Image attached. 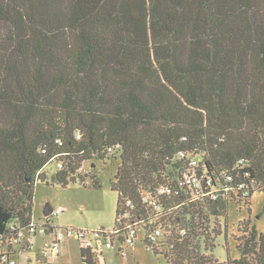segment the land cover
I'll use <instances>...</instances> for the list:
<instances>
[{
  "label": "trees",
  "instance_id": "trees-1",
  "mask_svg": "<svg viewBox=\"0 0 264 264\" xmlns=\"http://www.w3.org/2000/svg\"><path fill=\"white\" fill-rule=\"evenodd\" d=\"M180 149L201 153L220 190L163 202L176 235L168 261L216 264L228 207L250 210L264 189V0H0V238L32 221L51 160L62 163L54 181L94 187L95 161L117 160L118 214L175 175ZM242 223L240 258L227 264H264V232Z\"/></svg>",
  "mask_w": 264,
  "mask_h": 264
},
{
  "label": "built area",
  "instance_id": "built-area-1",
  "mask_svg": "<svg viewBox=\"0 0 264 264\" xmlns=\"http://www.w3.org/2000/svg\"><path fill=\"white\" fill-rule=\"evenodd\" d=\"M77 137H81L80 132ZM57 142L62 144L60 139H57ZM111 151L112 148L109 149V153ZM201 160L200 152L178 150L170 160L175 175L168 182L150 190L141 191L138 196L124 198L118 214L116 213L115 225L111 228L90 229L56 225L53 217L64 212L62 207L53 208L43 222H35L32 219L23 228L15 229L13 225L10 226L15 229L11 237L0 238V264H20L19 255L14 246L24 244L23 242L29 245L37 235L53 236L51 242L46 241L43 246L42 264H53L49 258L60 255L61 243L69 237L76 238L80 249L87 250L94 256L102 254L105 248H115L117 254L130 256L138 241L152 250L166 253L173 247L170 241L176 236L171 231L170 218L166 216L167 212L163 204L166 198L183 196L187 202L199 203L207 197L216 199L218 196L217 191L220 188L211 184L212 179L206 172L200 173ZM58 167L61 168L62 163H58ZM84 170L82 168L80 171ZM227 180L232 181L233 175H227ZM239 186L242 188L244 184L240 183ZM177 231L180 236L187 234L185 226L178 225Z\"/></svg>",
  "mask_w": 264,
  "mask_h": 264
},
{
  "label": "rangeland",
  "instance_id": "rangeland-1",
  "mask_svg": "<svg viewBox=\"0 0 264 264\" xmlns=\"http://www.w3.org/2000/svg\"><path fill=\"white\" fill-rule=\"evenodd\" d=\"M96 162V170L101 187L87 185L81 180H70L67 185L54 181L53 176L58 170L57 160H51L42 169L41 180H37L33 199V220L43 222L46 218L47 205L53 208L62 207L64 212L53 217L56 225H68L75 228H111L115 225L116 210L118 206V192L111 187L110 179L114 177L118 163L117 160H108L107 164ZM91 165V162L88 163ZM86 165L87 168L89 166ZM93 172V170H90ZM248 207L237 209L234 204L228 207V228L226 235L223 233L216 238L215 248L211 255L217 259L216 264H227L229 258L240 256V245L244 241L243 220L250 219L259 232H264V189L258 187L250 199ZM217 218L221 227L224 225L223 217ZM213 225V224H212ZM53 236L38 235L34 238L35 250L33 251L32 264L37 263L36 252L42 255L45 242H51ZM40 247V248H39ZM39 248V250H38ZM169 257V256H168ZM167 253L155 254L151 248L138 241L135 250L130 256L117 254L115 248H105L102 254L95 256V264H169ZM53 264H87L83 261L80 253V245L76 238L69 237L61 243V253L58 257L51 256Z\"/></svg>",
  "mask_w": 264,
  "mask_h": 264
},
{
  "label": "crops",
  "instance_id": "crops-1",
  "mask_svg": "<svg viewBox=\"0 0 264 264\" xmlns=\"http://www.w3.org/2000/svg\"><path fill=\"white\" fill-rule=\"evenodd\" d=\"M44 236H49V235H44ZM34 238L32 239V243H30L29 245L26 242H23L24 244H19V245L14 246V248H16V250L18 252L20 264H32L33 263V261H32L33 256L32 255H33V251L35 250V246H36ZM39 248H38V250H39ZM80 253H81V249H80ZM36 256H37V263L42 264V262H43L42 256L39 255L37 252H36ZM236 258H240V256L236 257ZM236 258H234V259H236Z\"/></svg>",
  "mask_w": 264,
  "mask_h": 264
},
{
  "label": "water",
  "instance_id": "water-1",
  "mask_svg": "<svg viewBox=\"0 0 264 264\" xmlns=\"http://www.w3.org/2000/svg\"><path fill=\"white\" fill-rule=\"evenodd\" d=\"M52 210H53V207L51 205H47L45 209V215L46 216L50 215Z\"/></svg>",
  "mask_w": 264,
  "mask_h": 264
}]
</instances>
